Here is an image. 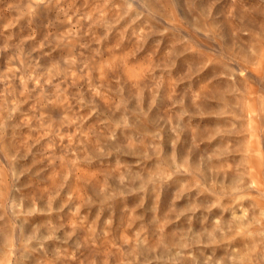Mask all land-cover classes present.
Wrapping results in <instances>:
<instances>
[{"label": "rangeland", "instance_id": "rangeland-1", "mask_svg": "<svg viewBox=\"0 0 264 264\" xmlns=\"http://www.w3.org/2000/svg\"><path fill=\"white\" fill-rule=\"evenodd\" d=\"M0 264H264V0H0Z\"/></svg>", "mask_w": 264, "mask_h": 264}]
</instances>
